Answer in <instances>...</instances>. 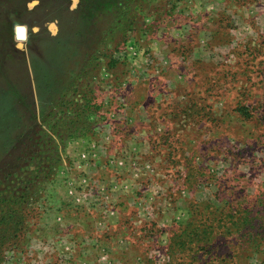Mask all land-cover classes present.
Wrapping results in <instances>:
<instances>
[{
	"label": "rangeland",
	"instance_id": "374dc122",
	"mask_svg": "<svg viewBox=\"0 0 264 264\" xmlns=\"http://www.w3.org/2000/svg\"><path fill=\"white\" fill-rule=\"evenodd\" d=\"M83 90L0 264H264V0H0V165Z\"/></svg>",
	"mask_w": 264,
	"mask_h": 264
},
{
	"label": "trees",
	"instance_id": "16d2710c",
	"mask_svg": "<svg viewBox=\"0 0 264 264\" xmlns=\"http://www.w3.org/2000/svg\"><path fill=\"white\" fill-rule=\"evenodd\" d=\"M14 6L24 0H7ZM126 26V30L129 29ZM80 95L71 98L69 93L60 96L59 115L54 111H48L43 117L42 124H27L25 130L13 139L2 158L0 165V249L9 238L5 233L11 226L18 230L24 224L28 215L27 209L22 206L29 202L31 194L54 175L61 155L53 132L61 140H65L63 134H59L57 128L62 120H66V131L73 129H85L91 114L95 112L96 103L87 90L76 93ZM55 106L52 108L54 110ZM63 109V110H62ZM69 112V113H67ZM78 124H81L80 126ZM45 125L49 130L45 129ZM37 126V127H36ZM79 126V127H78ZM57 130V131H56ZM71 136V133L68 134ZM26 215V216H25ZM21 229V228H20Z\"/></svg>",
	"mask_w": 264,
	"mask_h": 264
},
{
	"label": "crops",
	"instance_id": "0c3cea01",
	"mask_svg": "<svg viewBox=\"0 0 264 264\" xmlns=\"http://www.w3.org/2000/svg\"><path fill=\"white\" fill-rule=\"evenodd\" d=\"M119 211H120V213H119ZM124 212H125V210H124L123 207H121V206H116L115 207L113 205H109V206L104 207L101 210L99 209L98 211H95V214H96L95 220L97 221V223H100L99 226L95 227V229H94L95 232H100L102 229H104V230L110 229V227L109 228H107V227L105 228L104 227L105 226L104 221H106L108 218H111L113 216L112 220L115 221V224H116L117 221H120L124 217V215H125ZM89 218L91 220V219H93V216H91ZM85 226H86L85 228H87V230H90L89 227H87L88 225H85Z\"/></svg>",
	"mask_w": 264,
	"mask_h": 264
},
{
	"label": "water",
	"instance_id": "95a60500",
	"mask_svg": "<svg viewBox=\"0 0 264 264\" xmlns=\"http://www.w3.org/2000/svg\"><path fill=\"white\" fill-rule=\"evenodd\" d=\"M19 29L24 30V27L20 26V27L17 28V36H18V38H20V37H19V33H18V30H19ZM25 35H26V34H25ZM24 38H25V37H24Z\"/></svg>",
	"mask_w": 264,
	"mask_h": 264
}]
</instances>
